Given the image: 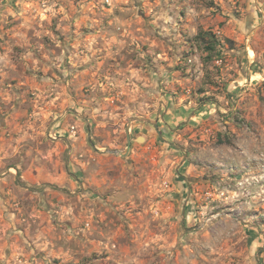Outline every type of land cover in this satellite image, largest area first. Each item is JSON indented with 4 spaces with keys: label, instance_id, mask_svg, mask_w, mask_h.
Returning <instances> with one entry per match:
<instances>
[{
    "label": "rangeland",
    "instance_id": "rangeland-1",
    "mask_svg": "<svg viewBox=\"0 0 264 264\" xmlns=\"http://www.w3.org/2000/svg\"><path fill=\"white\" fill-rule=\"evenodd\" d=\"M263 83L264 0H0V264H264Z\"/></svg>",
    "mask_w": 264,
    "mask_h": 264
},
{
    "label": "trees",
    "instance_id": "trees-1",
    "mask_svg": "<svg viewBox=\"0 0 264 264\" xmlns=\"http://www.w3.org/2000/svg\"><path fill=\"white\" fill-rule=\"evenodd\" d=\"M226 41L229 42V40ZM193 42H195L194 45L205 54L204 57H201L203 63H210L214 59L220 57V50H218L220 42L215 34L199 29L197 34L193 37ZM262 86L264 88V83Z\"/></svg>",
    "mask_w": 264,
    "mask_h": 264
},
{
    "label": "water",
    "instance_id": "water-1",
    "mask_svg": "<svg viewBox=\"0 0 264 264\" xmlns=\"http://www.w3.org/2000/svg\"><path fill=\"white\" fill-rule=\"evenodd\" d=\"M130 147H131V139H130V136L127 134L126 152L130 150ZM109 152L113 154H119V152H116V151H109Z\"/></svg>",
    "mask_w": 264,
    "mask_h": 264
}]
</instances>
